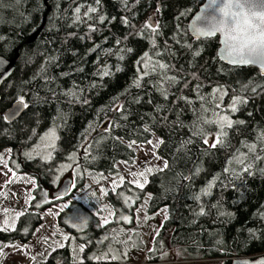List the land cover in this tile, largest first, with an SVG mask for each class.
<instances>
[{
    "label": "trees",
    "instance_id": "obj_1",
    "mask_svg": "<svg viewBox=\"0 0 264 264\" xmlns=\"http://www.w3.org/2000/svg\"><path fill=\"white\" fill-rule=\"evenodd\" d=\"M202 2L140 0L135 3L129 0L130 10L126 11L121 0H101L98 12L117 19L99 25L100 31L90 32L88 24L93 21L74 23V8L85 5L81 8L82 16L86 6H96L95 0H0V56L12 58L15 51L18 52L12 74L0 86V153L5 148L11 149L9 167L17 174H29L36 181L31 189L29 210L16 221L18 231L0 232V242L29 241L42 222L40 211L85 194L88 178L95 182L107 175L115 179L117 172L121 175L117 162L128 161L126 165H132L136 160V151L129 143H145L156 135L164 140L156 153L169 167L149 174L143 190L125 179V185L115 192L107 191L111 206H120L130 213L133 223L128 226H134V212L141 205H145L149 216L168 209V219L159 225V236L153 240L152 250L147 252L148 262L181 264L166 261L171 256L191 261L190 264H201L198 261L204 260L230 264L236 257L264 254V173L258 170L264 168V161L255 162L253 175L244 174L242 180H233L227 187L221 186L228 184L222 177L211 195H201L199 201L193 199L213 176L229 166L228 160L237 149L247 152L244 142L255 143L257 153L264 155L259 139L264 134V76L253 66H231L220 61L218 37L194 39L189 34L188 21ZM121 16L131 19L132 29L121 24ZM152 16L160 23V35L138 33L116 45L117 39H122L130 30L137 31ZM39 28L36 38L26 42ZM152 39L156 40L155 48ZM95 45L100 47L89 51ZM125 47L133 51L117 53V48ZM108 49L113 54H105ZM146 51L153 61L168 64L167 75L175 76L179 83L169 86L153 72L141 80V87H136L133 83L138 75L135 61ZM157 51L159 56L154 55ZM195 52L200 54L195 55ZM120 54L125 56L123 60L119 59ZM105 67L111 75L102 74ZM117 67L120 71H116ZM197 84L201 85L198 92L194 90ZM243 85L248 87L241 91ZM216 87L229 93L224 97V105L235 94L246 96L249 102L233 115L245 123L229 130V146L204 154L202 142L192 136V125L204 103L200 96L210 100L209 94ZM161 89L167 91V99ZM66 93H75V96ZM21 96L29 103V108L12 122L3 120V112ZM181 97H187L190 102ZM117 106H121V111H115ZM109 121L116 126L105 132L103 129L109 126ZM54 125L58 126L59 139L51 160L26 159L23 153ZM146 126L150 132L144 131ZM189 138L192 143L181 148V142ZM74 152L75 161L68 160ZM62 164H72V167L61 170ZM197 167L201 169L199 175L192 181L185 179L193 175ZM63 173L72 175L75 187L60 200L48 199L45 193L58 184ZM116 192L140 198L129 209ZM149 193L152 198L145 203ZM82 196L71 201L57 219L59 225H63L66 212L79 204L90 217L91 234L81 238L85 242L98 230H107L116 219L104 227L98 226L97 216L82 204ZM36 203L41 206L36 208ZM201 207L203 215L199 214ZM25 228L27 233L23 231ZM132 241L131 254L144 248L139 230L133 232ZM93 252L89 245L78 259L83 264L124 263L88 260ZM78 259L65 245L36 264H78ZM127 260L129 256L124 261Z\"/></svg>",
    "mask_w": 264,
    "mask_h": 264
},
{
    "label": "snow or ice",
    "instance_id": "obj_2",
    "mask_svg": "<svg viewBox=\"0 0 264 264\" xmlns=\"http://www.w3.org/2000/svg\"><path fill=\"white\" fill-rule=\"evenodd\" d=\"M123 3L125 10H130L129 0H121ZM140 0H135V3H139ZM101 0H95L96 6L88 5L86 6V10L83 12L81 16V8L85 7V5H77L74 8V23H80L91 20L92 23L88 24V30L90 32L100 31L99 25H103L105 23H111L112 21L116 20V17L108 18L103 14L98 12V6L100 5ZM257 5L254 3V0H209L207 8L212 9L211 14H205L196 17V21L199 22L193 26V31L198 37H217V34L222 35L223 40L222 43L224 45L223 48V58L228 60L232 64H241V65H254L259 66L261 74L264 75V10L262 11H254L253 9ZM260 7L264 8V0H260ZM247 9V11L245 10ZM159 8H157V12H159ZM93 14H96L93 16ZM218 14V15H217ZM83 17V18H82ZM120 22L123 25H126L129 29H132L133 25L131 23V19L127 16H121ZM160 23L155 16L149 17L148 20L142 24L139 29L135 32L129 31L122 39L116 40V45H121L124 40H127L130 36H137L138 33H146L148 36H158L160 35ZM107 39V37L105 38ZM152 47H156V40H151ZM99 45H95L89 51H95ZM189 48L192 47L191 44L188 45ZM121 51L125 53H131L133 51L132 48L125 47L124 49L117 48V53ZM105 54H113L111 49L105 50ZM199 52H195V55H199ZM154 55L159 56L160 53L157 51ZM125 56L123 54L119 55V59L123 60ZM54 59V58H50ZM135 64L138 66V75L133 80V83L136 87H141V80L144 77L151 75L153 72H156L160 75L161 81H167L169 86L172 84L179 83V80L175 76H168L167 72L170 70V66L166 63H162L160 61H153L152 56L146 51L143 55L135 61ZM7 71V70H6ZM116 71H120V68L117 67ZM100 73L98 72L97 75ZM102 74L104 76L111 75L110 71L105 67L102 70ZM3 73H0V78H3ZM188 84L185 83V87ZM201 85L197 84L195 87V91H199ZM247 85H243L241 91L247 89ZM162 94L164 95L165 99H167V91L161 89ZM253 92H256V88L252 89ZM228 91L223 89L222 87H216L212 89V93L209 94L211 99L209 100L208 97L204 95L200 96V100L204 103L201 104L200 110L196 113V119L192 125V136L197 138L198 142H202L204 146V154H208L212 152V150H220L221 148L228 147L227 138L229 136V130L234 129L236 126L242 125L245 123L243 120L233 119V115L241 110V108L246 105L249 100L246 96L235 94L232 95L230 102L227 105L223 104V100L225 96H228ZM66 95H73L75 93H66ZM186 102H190L187 97H181ZM136 102H139L137 100ZM84 103H87V100H84ZM207 105V106H206ZM27 109L29 108V103L25 101L24 97L21 96L17 100V107L15 112H10L5 114L2 117L5 121H11L17 113H19L20 109ZM115 111H121V106H117ZM123 115V113L121 112ZM209 114V115H205ZM126 118V117H125ZM166 119V118H165ZM108 127L104 128L103 131L110 132L113 127L116 125L114 122L109 121ZM183 127L184 125L181 123L180 125ZM57 127L53 126L47 132L40 136V144L36 145V147L32 151H25L23 155L26 159H33L34 154L39 155L43 160H51L52 152L56 150V141L59 139L57 136ZM89 130H85L86 134ZM145 132H150L151 129L149 127L144 128ZM261 140L262 146L260 151L264 152V134H261L259 137ZM136 141H131L129 143V147L131 148L133 145H136ZM146 144L151 145L150 149H142L145 151L146 154H150L154 159L161 160L162 157H159L156 153V149L160 147L161 144L164 143L162 138H157L155 140H146ZM192 143V139L189 138L188 140L181 142V148H186L188 144ZM243 146L247 148V152H242L240 149H237L235 153L232 154L231 158L228 160V167L223 169L221 174H217L212 177L210 181H208L206 187L200 190V195H194L193 199L199 201L201 195H211V190L214 186L217 185V181H221L222 177L228 181V184H222V187H227L233 183V180H242L244 178V174L251 176L253 175V167L256 161H264V155H260L257 153V145L255 143L248 144L246 142L243 143ZM179 150V149H178ZM9 153L11 149L7 150ZM88 149L85 150V155L87 156ZM95 159V157H92ZM68 160L75 161V152L68 156ZM0 163L3 164V170H0V175L5 176V184H11L15 181L17 173L14 171L13 168L8 167L9 161L4 158L3 155H0ZM128 164V161L123 162ZM150 160H146L144 162L145 165H151ZM234 165H238L239 167H234ZM61 170L66 168L72 167V164H62ZM169 167L168 162L165 160L161 166H146L143 167L142 170L139 171H129V175L132 177L131 180L127 181L128 184L134 185L136 188L143 190L145 185L148 183V175L151 174L153 171H163ZM261 173H264V168L258 169ZM51 172V169H49ZM201 169L196 168L193 175L189 177H185L189 181L194 180L196 175H199ZM11 173V178L8 177V174ZM228 174V176H224V174ZM59 179V177H57ZM29 183L33 185L36 184V181L32 178H29ZM98 183V181H96ZM111 189L113 192L116 191L122 185H125V177L120 175L118 172L116 173V178L111 179L110 181ZM75 187V183L72 185ZM131 188H128V191L131 192ZM100 192L103 195H107L108 193L105 192L104 188L100 189ZM16 195V193H12ZM62 195H66L62 194ZM117 196H121L123 198L124 204L131 209L132 205L135 203V200H138L140 197L137 196L135 199L130 196H125L123 192H116ZM45 197H47V193H45ZM5 198L6 195H5ZM62 197L57 196L55 199L60 200ZM151 194H147L145 199V203L148 200H151ZM32 200L31 193H28L27 198L25 199V205L27 206L30 201ZM48 201L45 200V203ZM41 205L39 203L35 204L36 208H39ZM217 207L218 205H213ZM68 207V204H63L59 212L54 213L55 215H59L64 211L65 208ZM143 205L136 208L135 211L138 213L143 211ZM100 212L107 213L101 217L100 221L98 222V226L104 227L112 222V218L116 219V222L119 223L123 221L125 224H129L132 222V217L127 214L120 213L117 215L118 210L113 205L109 207V205H104L103 208L99 209ZM3 212L5 213V219L3 222V226L0 227V232L6 231H18L16 228V221L23 215L26 214L27 208L24 210L16 211L15 216L12 219L11 223L7 218V214L10 212L8 208H4ZM168 209L164 208L160 210L159 214L164 215V219L167 220ZM49 214L51 210H49ZM200 215L204 214V208L201 207ZM223 214V213H222ZM151 217L145 212L143 219L147 221ZM66 224H69L70 227L76 229L77 231H84L85 226L88 224V219L85 217H77L72 220H65ZM43 227V225L41 226ZM27 233V229L23 230ZM39 232V229L36 230ZM121 231H134V230H121ZM155 235L152 237L153 240L159 236V230L154 229ZM60 234L61 241H53L55 247L49 245L51 252L56 251V248H63L65 244L63 241H68L73 239L70 234L60 233L58 228L55 229L53 235ZM120 233L116 232L113 229V235L111 241L107 247L106 251H101L98 253H93L92 255L88 256L87 259L91 261H118L126 256L125 253L117 252L116 249L113 247L114 243H122L127 244V241H123L119 239ZM50 237H43V241L46 243ZM131 240V236L128 237ZM105 240H109V236H105L103 240L98 241L99 243L103 244ZM91 243V238H88L84 243H81L78 248L74 247L73 252L76 254L78 259L80 253H84L87 247V244ZM6 247H23L27 248L28 245H21L17 246L15 244H7L4 242H0V251H2ZM152 249H149L151 251ZM49 252V255L51 254ZM42 255V254H41ZM33 260L36 257H32ZM78 264H83L82 260L78 259ZM242 264H264V259L258 261H244Z\"/></svg>",
    "mask_w": 264,
    "mask_h": 264
},
{
    "label": "rangeland",
    "instance_id": "obj_3",
    "mask_svg": "<svg viewBox=\"0 0 264 264\" xmlns=\"http://www.w3.org/2000/svg\"><path fill=\"white\" fill-rule=\"evenodd\" d=\"M233 119H237V118H233ZM50 128H48L45 132H47ZM57 136H58V133H57ZM157 138L159 137L156 135H153L151 140H155ZM40 143L41 142H40V137H39L37 142L27 151H32L36 147V145ZM133 148L136 151V160L132 165H126L123 162H117L116 164V166H118V169L121 175L124 176L126 180L129 181L132 179V177L129 175V171H139V170H142V168L146 166H157L158 165L162 167L163 162H164L163 160H156L150 154H146L145 151L142 150V149H150L151 145H148L146 143H136V145H133ZM8 149L9 148H5L0 153V155H3L4 158L7 160H9L11 156V152L9 153L7 151ZM53 152H52V156H53ZM34 157L41 158L39 155H35V154H34ZM146 160H150L152 162L151 165H145L144 162ZM0 170H3L2 163H0ZM68 176H70L69 178L72 177L70 173H63L58 184L53 189L47 191L48 199L50 200L53 199L52 192L58 189L62 181ZM8 177L11 178V173L8 174ZM29 178H32V177L29 174L23 172V173L16 175L15 181L13 183L5 184V179H6L5 176L0 175V227L3 226V222L5 219V213L3 212L4 208H8L10 210V212L7 214L9 223H11L12 219L14 218L16 211L24 210L25 208H27V211L29 210L30 203L26 206L25 199L27 198L28 193L29 192L31 193V189L34 187L32 183L27 182ZM111 179H114V178L107 175V176L102 177L101 180L97 183L91 178H88V188L85 194L83 193L76 197H71L69 199L60 201L40 211L41 216H42V222L37 227V229H39V232L35 231L31 239L25 243H22L19 241L14 242L15 245L17 246L28 245V247L27 248H23V247L4 248L2 251H0V264H36L38 260L46 258L49 252H51L49 245H51L52 247H55V244L53 243V241H61L62 239L60 234L53 235L56 228L60 230V233L70 234V236L73 238L68 241H63V243L65 245H68V247L71 249V254L76 256V254L73 252V248L74 247L78 248V246L81 243H84L81 238L88 237L91 234V231L89 230L90 217L88 213H86V211H84L81 208V206H79V204H74L71 207V209L67 211L64 217L62 218L63 225H59V222L57 219L58 215H55L54 213L59 212V209L63 204L67 203L69 206L71 201H76L80 196L83 195L80 198L82 204L86 206L91 212H93L97 216L98 220L100 221L101 217L104 215H107V213H104V212L102 213L99 211V209L103 208L104 205H109V207H111V205L107 201V195H103L100 192V189L104 188L106 193L108 190H112L111 184L109 182ZM72 185H73V179L71 183V188H72ZM12 193H16V195H13ZM5 195L7 198H5ZM115 207L118 210L117 215H119L120 213L130 215L128 211H125L120 206H115ZM67 208H65L64 210H66ZM143 209H144L143 211H140L138 213L136 211L134 212V216H135L134 226L132 225L128 226L129 224H125L123 221H120L119 223L115 222L112 225H110L107 230H104V231L98 230L95 233V236L92 235L91 243H88L87 246L90 245V249L91 250L94 249L93 253L106 251L111 241L112 235H113V229H115L116 232L120 233L119 239L123 241H127V244L125 245L122 243H114L113 247L116 249L117 252H120V253L126 252V256L118 261L107 260V262H119V263L124 262L122 264H159V263L148 262L147 252L152 247V242H153L152 237L155 235L154 229L159 228V225L164 220V215L159 214L160 211H158L155 215H152V216L148 215L151 218L145 221L143 219L145 215V205H143ZM49 210H51V213L53 214H49ZM94 210L96 211L94 212ZM77 217H85L88 219V224L85 226L84 231L82 232L77 231L76 229H73L72 227L69 226V224L65 223V220H72ZM42 225L43 227H41ZM122 229L123 230H134V231L139 230L141 239L144 242V248L131 254L133 250L132 236H133L134 231H121ZM106 235L109 236V240H105L103 244L99 243L98 241L103 240ZM46 236L50 237V239L45 243L43 241V237H46ZM129 236H131V240L128 239ZM128 256H129V260L124 261L126 260ZM32 257H36V259L33 260ZM166 261H168L169 263H181V264L191 263V261H188V260H176L175 257L173 258L171 256L170 257L168 256V258H166ZM198 262H201V264H220L221 260H204V261H198Z\"/></svg>",
    "mask_w": 264,
    "mask_h": 264
},
{
    "label": "water",
    "instance_id": "obj_4",
    "mask_svg": "<svg viewBox=\"0 0 264 264\" xmlns=\"http://www.w3.org/2000/svg\"><path fill=\"white\" fill-rule=\"evenodd\" d=\"M209 3V0H203V2L200 4V6L198 7V9L194 12V14L191 16V18L188 21L187 24V29L189 34L194 38V39H204L205 37H198L195 32L193 31V26L199 22L196 21V17L197 16H201V15H205V14H211L212 13V9L207 8V5ZM254 3L257 5L253 10L254 11H262L264 10V8L260 7V0H254ZM247 11V9H245ZM218 15V14H217ZM43 25V22H42ZM41 28H39L36 32H34L32 35H30L27 39L26 42H32L37 34L39 33ZM218 37V49H217V57L220 59V61H222L223 63L227 64V65H231V66H239V67H244V66H253L255 68H257L259 71V66H254V65H241V64H232L230 63L228 60L223 58V48L224 45L222 43L223 37L220 34H217ZM210 38V37H208ZM18 59V52L15 51L14 56L12 58H6L3 56H0V73H3V78H0V86L2 85V83L7 80L10 75L12 74L14 68H15V63ZM7 70V71H6ZM261 73V71H260ZM262 75V74H261ZM264 76V75H263ZM16 107H17V101L14 102L10 107H8L4 112H3V116H5V114L10 113V112H15L16 111ZM24 109H20L19 113H17V115H15L13 117V119L11 121H7V122H12L14 120H16L21 113L23 112ZM71 183H72V179L67 177L65 178L61 185L58 187V189L54 190L52 192V196L53 197H57V196H61L64 197L68 194L70 188H71ZM66 195H62L65 194ZM264 259V254L259 255V256H255V257H236L233 258L230 262V264H242V262L244 261H258Z\"/></svg>",
    "mask_w": 264,
    "mask_h": 264
},
{
    "label": "crops",
    "instance_id": "obj_5",
    "mask_svg": "<svg viewBox=\"0 0 264 264\" xmlns=\"http://www.w3.org/2000/svg\"><path fill=\"white\" fill-rule=\"evenodd\" d=\"M117 168H118V166H117ZM7 244H10V243H7ZM12 244H15V243H12Z\"/></svg>",
    "mask_w": 264,
    "mask_h": 264
}]
</instances>
